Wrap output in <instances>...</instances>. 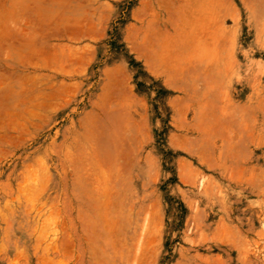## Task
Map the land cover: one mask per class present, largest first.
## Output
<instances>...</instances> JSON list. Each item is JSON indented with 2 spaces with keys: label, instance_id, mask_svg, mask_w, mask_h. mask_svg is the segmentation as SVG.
<instances>
[{
  "label": "rangeland",
  "instance_id": "374dc122",
  "mask_svg": "<svg viewBox=\"0 0 264 264\" xmlns=\"http://www.w3.org/2000/svg\"><path fill=\"white\" fill-rule=\"evenodd\" d=\"M0 264H264V0H0Z\"/></svg>",
  "mask_w": 264,
  "mask_h": 264
},
{
  "label": "crops",
  "instance_id": "0c3cea01",
  "mask_svg": "<svg viewBox=\"0 0 264 264\" xmlns=\"http://www.w3.org/2000/svg\"><path fill=\"white\" fill-rule=\"evenodd\" d=\"M137 8V3L134 5V10ZM148 37L144 36L143 41L145 45V49L142 52L139 53V55L142 57V59L147 60V66L148 69L152 73H158L162 74L161 69H156L154 64L152 65L151 63H154L156 58V55L154 52L147 55V53H150L152 49L150 48V44H148ZM150 49H149V48ZM158 57L162 59V55L158 54ZM159 59V60H160ZM163 60V59H162ZM151 61V62H150ZM150 62V63H149ZM72 63L68 69L65 68L62 69V72H52L48 71L45 72L44 74L48 75V77L52 80V82L57 85V87L54 88V92L56 94L57 100L56 102H59L61 104V107H58L54 111L49 112V117L51 120V123L56 124L58 123L61 119H64L65 122L60 123L59 126L60 128L64 127H69L72 128L73 126L79 128L81 127L84 123L83 117L86 111V107L80 106V95L85 91L86 89V82L87 80H93L95 76L94 72L91 71L92 69V64H93V58L90 60H85L81 62H70ZM79 63H82L83 65H80ZM162 66V61H158V64ZM163 75V74H162ZM99 79L101 78V74L99 75ZM98 79L96 78L95 81H93V85L95 88V92L97 93V88L99 87L98 85ZM60 85H66L67 89L62 90L59 86ZM95 93V94H96ZM51 125V124H50ZM71 134L73 132H70Z\"/></svg>",
  "mask_w": 264,
  "mask_h": 264
},
{
  "label": "bare ground",
  "instance_id": "6f19581e",
  "mask_svg": "<svg viewBox=\"0 0 264 264\" xmlns=\"http://www.w3.org/2000/svg\"><path fill=\"white\" fill-rule=\"evenodd\" d=\"M103 90V89H102ZM9 114V113H8ZM12 129V128H11ZM39 186V185H38ZM41 186V185H40ZM40 189V188H39Z\"/></svg>",
  "mask_w": 264,
  "mask_h": 264
}]
</instances>
